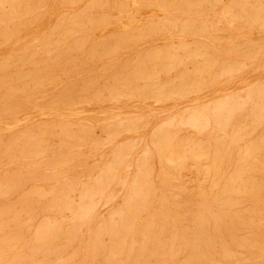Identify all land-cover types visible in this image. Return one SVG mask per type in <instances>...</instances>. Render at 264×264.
<instances>
[{"label":"rangeland","instance_id":"1","mask_svg":"<svg viewBox=\"0 0 264 264\" xmlns=\"http://www.w3.org/2000/svg\"><path fill=\"white\" fill-rule=\"evenodd\" d=\"M86 1L0 0V264H264V0Z\"/></svg>","mask_w":264,"mask_h":264},{"label":"bare ground","instance_id":"2","mask_svg":"<svg viewBox=\"0 0 264 264\" xmlns=\"http://www.w3.org/2000/svg\"><path fill=\"white\" fill-rule=\"evenodd\" d=\"M74 1V0H73ZM76 1V0H75ZM89 1V0H88ZM88 1H86V2H88ZM95 1V0H94ZM110 1V0H109ZM127 1V0H126ZM130 1V0H129ZM129 1H128V3H129ZM140 1H142L143 2V0H140ZM148 1V0H147ZM165 1V0H164ZM189 1V0H188ZM187 0H179V2H177L178 3V5H179V7L180 6H184V4H189V6H190V3L188 2ZM243 1V0H242ZM245 1V0H244ZM2 2H4V1H2ZM24 2V1H23ZM69 2H71V1H69ZM80 2V1H79ZM98 2V1H97ZM105 2V1H104ZM139 2V1H138ZM150 2H151V5L152 6H156L155 7V9L158 7V9L159 8H163L165 5H164V2H163V0H150ZM208 2L213 6V7H217V10H218V19L220 20V19H222L223 21H225V22H228V23H231V21L233 20V17L231 16V15H233L234 16V14H232V10H233V1H229L227 4H222L221 3V1L220 0H208ZM246 2V1H245ZM5 3V2H4ZM29 3V2H28ZM27 3V4H28ZM72 3V2H71ZM95 3V2H94ZM110 3H112V2H110ZM125 3V2H124ZM145 4H146V1L144 2ZM168 3V2H167ZM201 3V2H200ZM205 3V2H204ZM257 3V2H256ZM260 3V2H259ZM2 3H0V5H1ZM12 4H15V3H12ZM68 4H70V3H68ZM68 4L66 3V5L68 6ZM75 4V6H77L76 5V3H74ZM90 4V3H89ZM92 4H93V2H92ZM92 4H91V6H92ZM102 4V3H101ZM145 4H144V8H145ZM171 4V7H173L174 8V6H172V3L170 2L168 5H170ZM238 4V3H237ZM8 5V4H7ZM65 5V4H64ZM142 5H143V3H142ZM147 5H149V3L147 4ZM151 5H149V6H151ZM197 5V4H196ZM250 5V4H249ZM2 6V5H1ZM15 8H17V5L15 4ZM20 6V5H19ZM67 6H65V7H67ZM74 6V7H75ZM88 6V5H87ZM110 6H111V4H110ZM113 6H114V4H113ZM128 6V5H127ZM139 6H141V5H139ZM204 6H205V4H204ZM65 7H64V9H65ZM89 7V6H88ZM121 7V6H120ZM168 7V6H167ZM186 7V6H185ZM1 8V10H4V9H2V7H0ZM77 8V7H76ZM107 8V7H106ZM114 8V7H113ZM113 8H112V10H113ZM147 8H148V6H147ZM166 8V7H165ZM177 8H178V6H177ZM253 8V7H252ZM264 8V7H263ZM6 9V8H5ZM10 9V8H9ZM9 9H8V11H9ZM62 9V8H61ZM64 9H63V13H64ZM122 9H124V8H122ZM142 9H143V7H142ZM150 9V8H149ZM169 9V8H168ZM199 9H202V7L201 8H199ZM209 9H210V7H209ZM254 9V8H253ZM66 10V9H65ZM68 10H70V9H68ZM80 10V9H79ZM128 10H129V7H128ZM140 10H141V7H140ZM150 10H153V9H150ZM240 10V9H239ZM6 11V10H5ZM13 11V10H12ZM17 11H18V8H17ZM22 11V10H21ZM81 11H83V8H82V10ZM95 11V10H94ZM99 11V10H98ZM114 11V10H113ZM165 11V10H164ZM195 11V10H194ZM3 12V11H2ZM14 13H15V11H13ZM71 12H72V10H71ZM73 12H74V10H73ZM90 12V11H89ZM92 12H93V9H92ZM100 12H101V10H100ZM102 12H103V9H102ZM101 12V13H102ZM105 12V11H104ZM115 12V11H114ZM117 12V11H116ZM126 12H127V10H126ZM129 13H130V11H128ZM127 12V13H128ZM136 12V11H135ZM143 13H144V10L142 11ZM149 12V11H148ZM166 13H167V11H165ZM196 12V11H195ZM21 13V12H20ZM40 13V12H39ZM82 13V12H81ZM96 13H97V10H96ZM105 13H107V11L105 12ZM109 13H111V11L109 12ZM138 13V12H137ZM171 13H173V12H171ZM181 13H183V11H181ZM180 13V14H181ZM213 13V12H212ZM242 13H243V11H242ZM262 13L264 14V12L262 11ZM2 14V13H1ZM58 14V13H57ZM73 14V13H72ZM92 14V13H91ZM123 14V13H122ZM131 14V13H130ZM133 14V13H132ZM132 14H131V17H132ZM184 14V13H183ZM201 14H202V12H201ZM235 14H236V11H235ZM244 14V13H243ZM4 15V14H3ZM24 15V14H23ZM36 15V14H35ZM90 15V14H89ZM102 15V14H101ZM124 15L126 16V14H125V11H124ZM123 15V16H124ZM173 15V14H172ZM197 15V14H196ZM245 15V14H244ZM67 16V15H66ZM77 16V15H76ZM99 16V15H98ZM103 16V15H102ZM118 16V15H117ZM120 16V15H119ZM125 16H124V18H125ZM135 16V15H134ZM134 16H133V19H134ZM137 16H138V14H137ZM148 16H149V13H148ZM148 16H147V18H148ZM183 16V15H182ZM182 16H180V17H182ZM186 16H188V15H186ZM258 16V15H257ZM4 17V16H3ZM3 17H2V19H3ZM81 17H82V15H81ZM94 17H95V15H94ZM93 17V18H94ZM106 17H107V15H106ZM114 17H115V15H114ZM122 17V16H121ZM153 17V16H152ZM151 17V18H152ZM167 17V16H166ZM184 17V16H183ZM35 18V17H34ZM66 18V17H65ZM123 18V19H124ZM195 18V17H194ZM5 19V18H4ZM4 19L3 20H1V21H4ZM14 19V18H13ZM109 19H111L110 18V16H109ZM113 19V18H112ZM118 19V18H117ZM126 19V18H125ZM125 19H124V22H126L125 21ZM130 19H132V18H130ZM133 19H132V22H133ZM143 19H145V18H143ZM214 19V18H213ZM240 19H241V16H240ZM250 19V18H249ZM258 19V18H257ZM262 19V18H261ZM260 19V20H261ZM8 20V19H7ZM7 20H6V22H7ZM115 20V19H114ZM135 20H136V18H135ZM251 20V19H250ZM249 20V21H250ZM119 21V20H118ZM128 21H131V20H129L128 19ZM184 21V20H183ZM194 21H195V19H194ZM214 21V20H213ZM245 21V20H244ZM247 21H248V19H247ZM246 21V22H247ZM249 21H248V23H249ZM77 22V21H76ZM80 22V21H79ZM109 21H107V23H108ZM114 22H116V20L114 21ZM146 22V21H145ZM159 22V21H158ZM170 22H171V20H170ZM251 22V21H250ZM252 22H253V20H252ZM256 22V19L254 20V22L253 23H255ZM61 23V22H60ZM66 23V22H65ZM93 23L94 22H92V25H93ZM106 23V24H107ZM116 23H118V22H116ZM127 23V22H126ZM168 23H169V21H168ZM187 23V21H185V23L184 24H186ZM191 23H192V20H191ZM215 23V22H214ZM244 23V22H243ZM247 23V24H248ZM252 23V25H254ZM259 23H261L262 24V20L259 22ZM8 24H9V20H8ZM105 24V23H104ZM105 24V25H106ZM113 24V23H112ZM129 24V23H128ZM139 24V23H138ZM144 24V23H143ZM157 24V23H156ZM155 24V25H156ZM160 24V23H159ZM166 24V23H165ZM164 24V25H165ZM193 24V23H192ZM210 24V23H209ZM220 24H221V22H220ZM246 24V25H247ZM264 24V23H263ZM13 25H14V23H13ZM22 25V24H21ZM58 25H59V23H58ZM109 24H107V26H108ZM110 25H111V23H110ZM127 25V24H126ZM129 25H131V23L129 24ZM181 25V24H180ZM189 25V24H188ZM225 25V24H224ZM239 25V24H238ZM73 26V25H72ZM82 26H83V24H82ZM98 26H100V25H98ZM107 26H105V27H107ZM152 26V25H151ZM182 26H183V24H182ZM186 26H187V24H186ZM236 26V25H235ZM257 26V25H256ZM93 27V26H92ZM96 27V26H95ZM104 26H102V28H103ZM105 27L103 28V29H105ZM129 26H127V28H128ZM131 27V26H130ZM130 27H129V29H130ZM134 27V26H133ZM154 27V26H153ZM163 27V26H162ZM166 27V26H165ZM164 27V28H165ZM189 27V26H188ZM233 27V26H232ZM29 28V27H28ZM76 28H77V26H76ZM89 28H91V25H90V27ZM88 28V29H89ZM97 28H99V27H97ZM114 28V27H113ZM135 28H136V26H135ZM144 28V27H143ZM142 28V29H143ZM146 28V27H145ZM173 28H175V27H173ZM180 28V27H179ZM193 27H191V29H192ZM203 28V27H202ZM201 28V29H202ZM238 28H239V26H238ZM259 28V27H258ZM79 29V28H78ZM162 29V28H161ZM170 29H171V27H170ZM183 29H185V27L183 28ZM196 29H199V28H196ZM223 29V28H222ZM221 29V30H222ZM244 29V28H243ZM246 29L248 30V25L246 26ZM73 30V29H72ZM95 30H96V28H95ZM128 30V29H127ZM131 30H132V28H131ZM130 30V31H131ZM133 30H134V28H133ZM137 30V32H138V30L139 29H136ZM152 29H150V31H151ZM154 30V29H153ZM180 30V29H179ZM200 30V29H199ZM218 30H219V28H218ZM250 30V29H249ZM256 30V29H255ZM100 31V30H99ZM99 31H97L98 33H99ZM125 30H123V32H124ZM143 31V30H142ZM154 31H156V30H154ZM167 31V30H166ZM175 31V30H174ZM184 31V30H183ZM194 31V30H193ZM204 31V30H203ZM203 31H202V33H203ZM206 31V30H205ZM259 31H261V30H259ZM12 32V31H11ZM57 32V31H56ZM85 32V31H84ZM89 32H90V35L91 34H93L94 32H91V30H89ZM128 32H129V30H128ZM136 32V31H135ZM141 32V31H140ZM160 32H161V30H160ZM164 32H165V30H164ZM172 32V31H171ZM208 32V31H207ZM212 32V31H211ZM233 32V31H232ZM250 32V31H249ZM105 33H108V32H105ZM132 33V32H131ZM131 33H130V36H131ZM158 33H159V31H158ZM170 32H168V34H169ZM194 34H195V32H193ZM200 33H201V31H200ZM60 34V33H59ZM58 34V35H59ZM75 34V33H74ZM80 34V33H79ZM123 34V33H122ZM155 34H157L156 32H155ZM179 34H180V32H179ZM187 34V33H186ZM197 34H199V33H197ZM196 34V35H197ZM205 34V33H204ZM203 34V35H204ZM213 34V33H212ZM40 35V34H39ZM38 35V36H39ZM63 35H64V33H63ZM76 35H77V33H76ZM117 35H118V33H117ZM170 35V34H169ZM191 35V34H190ZM200 35H202V34H200ZM206 35V34H205ZM8 36V35H7ZM37 38H38V36L37 35H35ZM65 36V35H64ZM67 36V35H66ZM85 36V35H84ZM107 36V35H106ZM126 36H127V34H126ZM141 36H142V34H141ZM32 37H33V35H32ZM86 37V36H85ZM100 37V36H99ZM123 37V36H122ZM128 37H129V35H128ZM136 37V36H135ZM138 37V36H137ZM148 37V36H147ZM155 37V36H154ZM159 37V36H158ZM157 37V38H158ZM164 36L162 35V38H163ZM170 36H168L167 38H169ZM186 37V36H185ZM191 37V36H190ZM197 37V36H196ZM205 37V36H204ZM208 37V36H207ZM15 38V37H14ZM64 38V37H63ZM78 38V37H77ZM80 38V37H79ZM86 38H88V37H86ZM143 38V37H142ZM156 38V39H157ZM166 38V37H165ZM203 38V37H202ZM45 39H47V36H46V38ZM62 39V38H61ZM135 39V38H134ZM137 39H141V37H138ZM156 39H154V40H156ZM171 39V38H170ZM215 39V38H214ZM2 40V39H1ZM31 40H33V39H31ZM34 40H36V39H34ZM39 40V39H38ZM81 40V39H80ZM87 40V39H86ZM125 40V39H124ZM144 40V39H143ZM163 40H164V38H163ZM132 41V40H131ZM195 41H197V40H195ZM199 41H201V40H199ZM33 42V41H32ZM36 42H37V40H36ZM41 42V41H40ZM60 42V41H59ZM64 42V41H63ZM72 42V41H71ZM95 42V41H94ZM205 42V41H204ZM208 42V41H207ZM44 43H45V41H44ZM75 43V42H74ZM211 43V42H210ZM40 44V43H39ZM47 44V43H46ZM78 44V43H77ZM87 44V43H86ZM182 44V43H181ZM181 44H180V46H181ZM29 45V44H28ZM132 45V44H131ZM179 45V44H178ZM183 46H184V43L182 44ZM211 45V44H210ZM54 46V45H53ZM171 46V45H170ZM212 46V45H211ZM66 47V46H65ZM113 47V46H112ZM117 47H118V45H117ZM172 47V46H171ZM185 48H186V46H184ZM21 48H22V46H21ZM134 48H135V46H134ZM178 48V47H177ZM196 48H197V46H196ZM27 49H28V47H27ZM47 49V48H46ZM55 49V48H54ZM92 49V48H91ZM105 49V48H104ZM119 49V48H118ZM194 49V48H193ZM253 49V48H252ZM261 49V48H260ZM167 50V49H166ZM172 50H174L173 48H172ZM176 50H178V49H176ZM188 50V49H187ZM227 50V49H226ZM236 50V49H235ZM105 51V50H104ZM182 51V50H181ZM180 51V52H181ZM200 51V50H199ZM199 51H197V52H199ZM204 51V50H203ZM215 51V50H214ZM213 51V52H214ZM175 52V51H174ZM216 52H218V51H216ZM219 52H221V51H219ZM75 53V52H74ZM147 53V52H146ZM159 53H160V51H159ZM192 53V52H191ZM191 53H189V54H191ZM193 53H194V51H193ZM195 53H196V51H195ZM194 53V54H195ZM202 53V52H201ZM254 53V52H253ZM27 54V53H26ZM26 54H25V56H26ZM102 54H103V52H102ZM152 54V53H151ZM165 54H166V51H165ZM182 54V53H181ZM192 55V54H191ZM202 55H204L205 56V54L203 53ZM202 55H200V56H202ZM29 56H30V54H29ZM254 56V55H253ZM7 57V56H6ZM22 57H23V55H22ZM181 57H182V55H181ZM181 57H180V59H181ZM197 57V56H196ZM25 58V57H24ZM158 58V57H157ZM184 58V57H183ZM253 58V57H252ZM218 59V58H217ZM23 60V59H22ZM173 60V59H172ZM181 61H183L182 59H181ZM230 61H231V59H230ZM28 62H29V60H28ZM179 62H180V60H179ZM147 63V62H146ZM145 63V64H146ZM45 65H46V63H44ZM179 64V63H178ZM177 64V65H178ZM180 64H181V62H180ZM205 64H208V62L206 61L205 62ZM210 64H212L211 62H210ZM48 65V64H47ZM120 65H122V64H120ZM119 65V66H120ZM195 65V64H194ZM201 65H203L202 63H201ZM232 65V64H231ZM230 65V66H231ZM16 66H17V64H16ZM18 66H20V65H18ZM40 67H41V65H39ZM84 66V65H83ZM152 66V65H151ZM166 66V65H165ZM170 66H171V64H170ZM179 66V65H178ZM29 67V66H28ZM34 67H37V66H34ZM45 67V66H44ZM196 67V66H195ZM198 67V66H197ZM202 67V66H201ZM200 67V68H201ZM204 67L205 68H209V65H203V67H202V69H204ZM224 67V66H223ZM222 67V68H223ZM234 67V66H233ZM12 68V67H11ZM58 68V67H57ZM157 68V67H156ZM163 68V67H162ZM221 68V70H223ZM231 68H232V66H231ZM24 69V68H23ZM38 69V68H37ZM36 69V70H37ZM41 69H43L42 67H41ZM105 69V68H104ZM160 69V68H159ZM226 69H227V67H226ZM233 69V68H232ZM12 70V69H11ZM28 70V69H27ZM36 70H34V71H36ZM46 70H48V69H46ZM51 70V69H50ZM79 70V69H78ZM82 70V69H81ZM165 70H166V72H167V69L165 68ZM171 70H173V69H171ZM220 70V71H221ZM225 70V69H224ZM2 71V70H1ZM33 71V70H32ZM42 71H45V70H42ZM160 71H161V69H160ZM169 71V70H168ZM193 71H195V69L193 70ZM200 71V70H199ZM5 72V71H4ZM27 72V71H26ZM26 72H25V74H26ZM30 72V71H29ZM28 72V73H29ZM102 72V71H101ZM105 72V71H104ZM104 72H102V73H104ZM196 72V71H195ZM194 72V73H195ZM221 72H223V71H221ZM234 72V71H233ZM232 72V73H233ZM3 73V72H2ZM1 73V74H2ZM133 73L135 74V75H137L138 74V69H135L134 71H133ZM219 73V72H218ZM226 73V72H225ZM0 74V75H1ZM15 74V73H14ZM105 74H108V72L107 73H105ZM145 74V73H144ZM158 74H159V72H158ZM199 74H200V72H199ZM4 75V74H3ZM127 75V74H126ZM161 76H162V74H160ZM160 75H159V77H160ZM194 75V74H193ZM220 75V74H219ZM20 76V75H19ZM33 76L35 77V75L33 74ZM157 76V75H156ZM206 76V75H205ZM221 76V75H220ZM11 77L12 76H10V78L9 79H11ZM183 77H184V74H183ZM199 77H200V75H199ZM213 77V76H212ZM16 78V77H15ZM32 78V77H31ZM219 78V77H218ZM27 79H29V78H27ZM114 79V78H113ZM137 79V78H136ZM179 79V78H178ZM182 80V79H181ZM225 80V79H224ZM229 80V79H228ZM12 81V80H11ZM14 81V80H13ZM23 81V80H22ZM78 81V80H77ZM135 81V80H134ZM156 81H158L157 79H156ZM169 81V80H168ZM229 82V81H228ZM80 83V82H79ZM120 83V82H119ZM2 84V83H1ZM1 84H0V86H1ZM22 84V83H21ZM164 84V83H163ZM167 84H168V82H167ZM167 84H166V87H167ZM11 85H12V82H11ZM76 85V84H75ZM121 85H122V83H121ZM157 85V84H156ZM198 85H199V82H198ZM9 86V85H8ZM8 86L7 87H5V90L8 88ZM22 86V85H21ZM125 86V85H124ZM162 86H164V85H162ZM176 86H177V83H176ZM188 86V85H187ZM201 86V85H200ZM40 87V86H39ZM119 87H120V85H119ZM207 87V86H206ZM161 88V87H160ZM185 88V87H184ZM156 89H158V88H156ZM168 89V88H167ZM160 91H162V90H160ZM169 91V90H168ZM181 92H183V91H181ZM191 92H192V90H191ZM259 92V91H258ZM262 92V91H261ZM4 93V92H3ZM80 93V92H79ZM186 93V92H185ZM247 93V92H246ZM89 94V93H88ZM174 95V94H173ZM172 95V96H173ZM260 95H261V93H260ZM263 95V94H262ZM115 96H116V94H115ZM137 96V95H136ZM176 96V95H175ZM235 96V95H234ZM264 96V95H263ZM2 98V97H1ZM4 98H2V100H3ZM258 100V99H257ZM4 101V100H3ZM232 101V100H231ZM235 101H237L236 99H235ZM259 101V100H258ZM262 101V100H261ZM70 102V101H69ZM237 104H238V102H236ZM256 103V102H255ZM86 104H88V103H86ZM231 104V103H230ZM252 104V103H251ZM217 105V104H216ZM253 105H254V103H253ZM224 106H225V104H224ZM237 106V105H236ZM221 107H222V105H221ZM263 107H264V105H263ZM216 108V107H215ZM227 108V107H226ZM231 108H233V107H231ZM261 108V107H260ZM221 109V108H220ZM264 109V108H263ZM262 109V110H263ZM193 110H195V109H193ZM223 110H224V107H223ZM233 110V109H232ZM192 111V110H191ZM213 111V110H212ZM217 111H219V110H217ZM222 111V110H221ZM221 111H219V112H221ZM259 111V110H258ZM193 112V111H192ZM227 112V111H226ZM263 112H264V110H263ZM196 113H198L199 114V112H196ZM229 113H230V111H229ZM228 113V114H229ZM232 113V112H231ZM260 113H262V112H260ZM193 114H194V112H193ZM228 114H227V116H228ZM117 115V114H116ZM121 115V114H120ZM137 115V114H136ZM215 115V114H214ZM238 115V114H237ZM242 115V114H241ZM110 116V115H109ZM191 116V115H190ZM225 116V115H224ZM221 117V116H220ZM226 117V116H225ZM237 117V116H236ZM247 117V116H246ZM258 117H259V115H258ZM188 118H189V116H188ZM199 118V117H198ZM204 118V117H203ZM222 118H223V116H222ZM227 118V117H226ZM243 118V117H242ZM245 118V117H244ZM250 118V117H249ZM181 119V118H180ZM206 119V118H205ZM224 119V118H223ZM251 119V118H250ZM261 119H262V116H261ZM127 120V119H126ZM172 120V119H171ZM220 120H222V119H220ZM233 120H234V118H233ZM189 121V120H188ZM195 121V120H194ZM244 121V120H243ZM261 121V120H260ZM171 122V121H170ZM217 122H219L218 120H217ZM216 122V123H217ZM253 122V121H252ZM180 123H181V120H180ZM189 123H190V121H189ZM196 123V122H195ZM202 123H204V122H202ZM236 123V122H235ZM199 124H200V122H199ZM207 124V123H206ZM222 124V123H221ZM253 124V123H252ZM194 125V124H193ZM217 126H218V124H216ZM254 125V124H253ZM187 126V125H186ZM234 126V125H233ZM188 127H189V125H188ZM203 126H200V128H202ZM242 127V126H241ZM257 127V126H256ZM249 128H250V126H249ZM240 129V128H239ZM253 129V128H252ZM180 130H181V128H180ZM197 130H198V128H197ZM161 131H162V129H161ZM237 131H238V129H237ZM245 131V130H244ZM94 132V131H93ZM211 132V131H210ZM235 133H236V131H234ZM243 132V131H242ZM220 133H222V132H220ZM219 133V134H220ZM230 133V132H229ZM233 133V132H232ZM155 134V133H154ZM201 134V133H200ZM264 134V133H263ZM161 135H162V133H161ZM223 135V134H222ZM243 135V134H242ZM178 136V135H177ZM163 137V136H162ZM220 137V136H219ZM231 137V136H230ZM213 139H215V138H213ZM221 139V138H220ZM262 139H264V138H262ZM79 140V139H78ZM163 140V139H162ZM254 140H256V139H254ZM37 141H38V139H37ZM184 141H186V140H184ZM41 142V141H40ZM162 142V141H161ZM178 142V141H177ZM196 142V141H195ZM205 142V141H204ZM222 142V141H221ZM221 142H219V143H221ZM156 143V142H155ZM189 143V142H188ZM218 143V144H219ZM248 143V142H247ZM254 143V142H253ZM180 144V143H179ZM193 144H194V142H193ZM193 144H191V146H193ZM204 144V143H203ZM248 144H250V143H248ZM162 145V144H161ZM200 145V144H199ZM222 145H223V143H222ZM225 145V144H224ZM228 145V144H227ZM251 145H252V143H251ZM248 146L246 149H244V152H243V154L240 156V157H237V158H239V163H241L242 165L241 166H244L245 167V165H246V161H247V159L245 160L244 158H247V155H248V153L250 152V150H253V148H255V143H254V145L253 146ZM214 146V145H213ZM166 147H167V145H166ZM184 147H186V146H184ZM217 147V146H216ZM224 147V146H223ZM30 148V147H29ZM28 148V149H29ZM218 148V147H217ZM219 148H220V146H219ZM243 148H245V147H243ZM223 149V148H222ZM35 150V149H34ZM163 150V152H164V161L167 163V164H171V165H181L182 166V163H180L181 161H182V159L184 158L185 159V157L183 156V154H177V153H175V152H173L172 150H170V149H168V148H163L162 149ZM219 150V149H218ZM37 151V150H36ZM45 151H46V149H45ZM184 151V150H183ZM204 151H205V149H204ZM224 151H225V149H224ZM148 152V151H147ZM196 152V155L195 154H191L190 155V158L192 157V156H195V158L197 159L198 157H200L201 155H199V154H197V151H195ZM199 153H200V151H199ZM201 153H202V151H201ZM240 153H241V150H240ZM254 153V152H253ZM252 153V154H253ZM262 153V155H263V152H261ZM188 154V153H187ZM213 154V153H212ZM256 155H257V153H256ZM32 156V155H31ZM218 156H219V154H218ZM226 157H227V155H225ZM254 156L255 155H253V157L252 158H254ZM258 156H259V154H258ZM212 157V156H211ZM210 157V158H211ZM213 157H214V155H213ZM212 157V158H213ZM222 157V156H221ZM249 157V156H248ZM203 158V157H202ZM205 158V157H204ZM207 158V157H206ZM183 159V160H184ZM188 159V158H187ZM186 159V160H187ZM194 158H192V160H193ZM216 159V158H215ZM190 160V159H189ZM213 160H214V158H213ZM238 160V159H237ZM191 161V160H190ZM196 161V160H195ZM211 162H213L212 160H210ZM215 161H217V159L215 160ZM251 161V160H250ZM141 162V161H140ZM194 162V161H193ZM203 162V161H202ZM184 163H185V161H184ZM187 163V162H186ZM200 163V162H199ZM236 163H237V161H236ZM257 163V162H256ZM258 163H261L260 161H258ZM263 163H264V161H263ZM213 164V163H212ZM248 164V163H247ZM2 165V164H1ZM198 165V164H197ZM190 166V165H189ZM188 166V167H189ZM257 165H255V167H256ZM261 166V165H260ZM180 167V166H179ZM201 167H203V166H201ZM243 167V168H244ZM254 167V168H255ZM259 167V166H258ZM143 168V167H142ZM204 168V167H203ZM243 168H237V170H234L235 171V177L237 178V177H239L240 176V174L242 173V170H243ZM262 168H263V166H262ZM173 169V168H172ZM175 169V168H174ZM187 169V168H186ZM242 169V170H241ZM251 169V168H250ZM259 169V168H258ZM185 170V169H184ZM188 170H189V168H188ZM192 170V168L190 169V171ZM204 170H209L208 169V167H206ZM212 171H213V168H212ZM234 171H232V172H234ZM258 171V170H257ZM205 172V171H204ZM244 173V172H243ZM253 173H255V172H253L252 171V175H253ZM260 173V172H259ZM259 173H258V175H259ZM181 174V173H180ZM261 175H262V173H261ZM17 176V175H16ZM164 176V175H163ZM249 176V175H248ZM254 176V175H253ZM255 176H256V174H255ZM233 177V176H232ZM259 178H260V176H259ZM175 180V179H174ZM227 180V179H226ZM233 180V179H232ZM244 180H245V178H244ZM250 180H252V178H250ZM259 180V179H258ZM217 181H218V179H217ZM189 182V181H188ZM215 182V181H214ZM230 182V181H229ZM239 182H240V180H239ZM191 183H192V181H191ZM190 183V184H191ZM209 183H210V181H209ZM211 184V183H210ZM231 184H233L232 182H231ZM212 185V184H211ZM134 186H135V184H134ZM230 186V185H229ZM251 186H252V190L253 189H256L257 190V188L259 189V188H261V189H263L264 188V182H253L252 181V183H251ZM237 187V186H236ZM198 188H199V186H197V190H198ZM224 188V187H223ZM242 188V187H241ZM178 189V188H177ZM189 189V188H188ZM225 189V188H224ZM204 190V189H203ZM203 190H201V191H203ZM264 190V189H263ZM156 191V190H155ZM179 191V190H178ZM200 191V192H201ZM210 191V190H209ZM142 192V191H141ZM234 192H235V190H234ZM240 192V191H239ZM6 193V192H5ZM227 193V192H226ZM249 193V192H248ZM198 194V193H197ZM249 194H252V193H249ZM4 195V194H3ZM139 195V194H138ZM247 195V194H246ZM257 195H258V198H259V194H258V192H257ZM135 196V195H134ZM204 196V195H203ZM237 196H241V195H238L237 194ZM250 196V195H249ZM198 197V196H197ZM200 197V196H199ZM163 198V197H162ZM251 198V197H250ZM203 200H205L204 198H203ZM235 200V199H234ZM246 200V199H245ZM231 201V200H230ZM260 201V200H259ZM203 202V201H202ZM237 202V201H236ZM254 202V201H253ZM257 202H258V199H257ZM261 202H262V200H261ZM141 203V202H140ZM205 203V202H204ZM223 204V203H222ZM255 204V203H254ZM229 205H230V203H229ZM253 205V204H252ZM256 205V204H255ZM190 206V205H189ZM202 206H203V204H202ZM192 207H193V205H192ZM209 207V206H208ZM235 207V206H234ZM197 208V207H196ZM217 208V207H216ZM222 210V209H221ZM198 213H199V210H198ZM234 214V213H233ZM130 215V214H129ZM196 215V214H195ZM201 215V214H200ZM200 215H198V216H195V219L197 220V222H198V224H199V226L201 227L202 226V224H203V221H204V219L202 218V217H199ZM226 215H227V213H226ZM254 216V215H253ZM121 217H122V215H121ZM194 217V216H193ZM225 219H227V217L225 218ZM224 219V220H225ZM133 220V219H132ZM172 220V219H171ZM236 221H238L237 219H236ZM208 222V221H207ZM237 223V222H236ZM239 223V222H238ZM253 223V222H252ZM150 224H151V221H150ZM192 224H193V222H192ZM197 224V225H198ZM207 224V223H206ZM263 224H264V222H263ZM216 225V224H215ZM239 225V224H238ZM210 226V225H209ZM212 227H213V224H212ZM211 227V228H212ZM218 228H219V226H217ZM254 227V226H253ZM189 228V227H188ZM217 228V229H218ZM225 228V227H224ZM152 229V228H151ZM157 229V228H156ZM209 229H210V227H209ZM216 229V230H217ZM157 231V230H156ZM205 232V231H204ZM196 234V233H195ZM203 233L201 232V228H199V230H198V232H197V238L198 237H200L201 235H202ZM169 236H170V234H168ZM253 235V234H252ZM261 236H263V235H261ZM215 237H216V235H215ZM240 239V238H239ZM207 240V239H206ZM242 240V239H241ZM240 240V241H241ZM258 240V239H257ZM218 241H219V239H218ZM192 242V241H191ZM203 242V241H202ZM208 242H210L209 240H208ZM222 243V242H221ZM250 243V242H249ZM254 243V242H253ZM93 244V243H92ZM142 244H143V242H142ZM190 244V243H189ZM192 244V243H191ZM205 244V243H204ZM112 245V244H111ZM193 245V244H192ZM242 245V244H241ZM254 245V244H253ZM142 246V245H141ZM194 246V245H193ZM193 246H189V245H187L186 246V248H188V247H193ZM236 246V245H235ZM248 246V245H247ZM250 246V245H249ZM248 246V247H249ZM117 247V246H116ZM212 248H213V246H211ZM122 248V247H121ZM208 248V247H207ZM224 248V247H223ZM250 248V247H249ZM252 248V247H251ZM111 249V248H110ZM113 249V248H112ZM214 249V248H213ZM240 249V248H239ZM244 250V249H243ZM255 250V249H254ZM253 250V251H254ZM140 251V250H139ZM178 251V250H177ZM119 252V251H118ZM149 252V251H148ZM151 252V251H150ZM189 252V251H188ZM92 253V252H91ZM182 253V252H181ZM149 254V253H148ZM162 254V253H161ZM177 254V253H176ZM224 254V253H223ZM112 256V255H111ZM149 257V256H148ZM168 257V256H167ZM227 257H228V255H227ZM185 258V257H184ZM241 258V257H240ZM105 259V258H104ZM152 259V258H151ZM168 259H170L169 257H168ZM168 259H167V261H168ZM237 259V258H236ZM171 260V259H170ZM196 262H199V260H200V258H195L194 259ZM228 260V259H227ZM117 261V260H116ZM229 261V260H228ZM232 261V260H231ZM201 262V261H200ZM133 264V263H132ZM165 264H166V262H165Z\"/></svg>","mask_w":264,"mask_h":264}]
</instances>
